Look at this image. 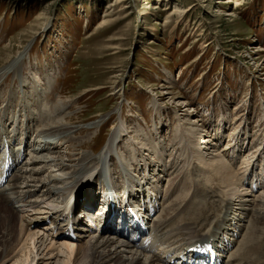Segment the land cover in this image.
I'll use <instances>...</instances> for the list:
<instances>
[{
  "label": "rangeland",
  "instance_id": "1",
  "mask_svg": "<svg viewBox=\"0 0 264 264\" xmlns=\"http://www.w3.org/2000/svg\"><path fill=\"white\" fill-rule=\"evenodd\" d=\"M0 75V117L9 132L18 129L15 147L27 138L33 146L35 131L46 125L37 122L42 114L61 120L69 115L64 122L71 120L72 137H92L88 148L77 151L95 158L97 171L103 165L98 177L96 171L78 177L95 179V188L107 182L121 196L128 186L135 192L141 187L144 196L157 195L162 220L190 201L198 181L220 201L208 217L222 215L224 201L235 209L240 199L249 200L250 209L264 206V0H0ZM36 92L39 108L33 104ZM24 96L30 97L27 107L36 115L30 117L29 135L19 131L30 115ZM4 110L10 115L2 116ZM32 151L25 148L28 162L35 157ZM55 151L53 158H74L69 145ZM217 159L236 172L232 186L218 184L221 178L202 165ZM76 164L68 162V168ZM68 168L46 166L41 177L55 171L70 177ZM251 178L259 179L256 191L248 184ZM49 189L41 188L35 199L41 201ZM53 199L54 214L65 195ZM202 199L205 203L203 196L196 201ZM42 207L20 214L18 232L0 229V264H29L34 245L28 243L29 256L30 249L18 243L26 238V223L35 218L39 222L27 233L46 234L45 219L55 215ZM183 217L176 223L183 225ZM77 233L85 247L97 232ZM183 238L158 243L156 255L183 247ZM50 240L52 250L60 246ZM47 254L35 264H46Z\"/></svg>",
  "mask_w": 264,
  "mask_h": 264
},
{
  "label": "bare ground",
  "instance_id": "2",
  "mask_svg": "<svg viewBox=\"0 0 264 264\" xmlns=\"http://www.w3.org/2000/svg\"><path fill=\"white\" fill-rule=\"evenodd\" d=\"M14 65H16L15 62ZM6 68L10 69L11 66L9 65ZM37 92H36L37 94L36 98L38 97V99H36L35 97H34L35 99L31 98L32 102L33 99L35 101L33 103L35 108H39L40 106L39 94H38L39 92L38 93ZM16 95L17 94L15 93L10 95L7 102L9 106L12 105L14 101V97H16ZM29 99L30 97L26 98L25 96L22 99L25 109L26 110L28 109V112L30 113V115L28 116L29 117L28 124H26V128L22 130H20L19 128V131H23V132L26 131L28 135L32 134V130L30 128V122H31L30 117L32 118L36 116L35 113H33L32 110H30L27 107V104H29L28 103ZM8 115L10 114H7V112H5L4 110V114L2 116H8ZM68 116L69 115L65 116L61 120L59 119L58 116L51 117L49 116V114H42L41 117L42 121L37 120L38 124L45 123L46 125L44 124L45 127L43 129L37 131L34 130L35 140L33 146L28 138L26 139L28 141H26V145L24 147V149L27 148V146L29 148L31 147V149L34 150L35 157L33 158L32 162H28L27 160L25 161V159L23 158V162L21 166L18 167V169L13 173L8 184L3 189H0V227H1L0 229L4 232L8 231V233L10 234L12 232H15V230L16 232H18V228H20L19 219L20 220L22 219L20 217V214L24 213L25 210L22 208V204H19L20 212H18L17 210L19 209L15 207L14 210H11L9 207L13 205V198L17 203H24L25 206H28L31 209L38 207L39 205H45V207H42V209H45L46 212L48 210V215H49L50 213H52V211H54L52 208L53 204L50 201L52 200L53 202L54 200L53 198L60 196V194L65 195V199L68 198L74 199L75 197L81 198L80 196H82L85 197V200L83 202H77L79 206L78 213L80 217L84 219V220L80 219V222H82V227H87L86 222H88V218L95 219L96 213L99 212L104 216L103 225H102L103 232L100 233L99 235L98 232L91 235L92 240L88 243V246L84 247L83 245H79V242H81V240H77L76 242L72 243L70 242L71 240H68V238H66L64 232L56 233L55 231H53V227L58 225V222L61 221V217H62V215L61 214L59 215L57 212L54 214L52 213L53 215H55L54 217L53 216L47 217L50 222H48V220L45 219L47 223L46 224L47 226L45 228H47L48 230L45 231L44 233L48 234L49 236L46 234L40 235V233L28 234L27 230L29 231L30 227L33 228V224L35 225V222H39L38 219L35 218L33 222L31 221L30 223H26L27 225V229L25 231L26 240L22 239V241L18 243V246L24 244L27 247V251L30 249L29 244L30 247L34 245L32 249H34L36 252H34L33 258L30 260V262H28L29 264H35L36 258L39 256H46L45 251L48 252L47 255H50L49 256L50 258L48 259L49 263L46 262V260L42 262L46 264H170L172 258L169 259V262H166L162 257H158L157 255H152L151 251H148L147 249H142V247H137L135 244L127 243V241H125L122 237L118 236L117 234L116 236L113 235V232L115 231L114 227H118V226L121 227L123 226L124 229L125 227L128 226L133 234L138 230H136L135 228L136 225L129 223L127 213L123 211V209L120 206L121 204L117 200L116 203L114 202L115 203L114 207L110 206L111 201L110 199H108L109 197L106 195H104L103 197L102 191H100L97 188V186L95 188V181H94L95 179L92 182H90L91 181L90 179L88 180L84 179L82 181L83 177L78 178L83 171H86L88 176L94 175L96 172H98L97 177L99 175H102L101 170L103 168V165L100 167L99 171H97L99 167V163H96L95 158L90 157L85 152L79 153L77 151L79 150V148H88L89 144L91 143L90 140L92 139V137L89 136H85L84 138H75L76 136L72 137L75 128L72 126L73 124L71 123V120H66L64 122V120ZM6 126L7 125L5 124L4 118L0 117V146L9 145V148L12 151L11 152L12 158L20 160L26 154L25 150L24 152L23 150L21 151V149L23 148L21 147L23 140L22 139L20 140V144H17L18 148L16 149L15 148L16 145H14V142L15 140H17V136L20 135L19 132H17L18 129H14L12 131L10 130L9 132ZM99 131H101V129ZM208 142L210 141L208 140ZM64 145L67 146L69 145V149L74 152L72 154V157L74 158L66 159L65 157L60 155L58 157L53 158L52 155L57 154L55 150L60 149ZM202 148L206 149L207 147L203 146ZM108 150L109 148L107 149V151ZM198 155L202 157L203 154H198ZM200 156H197V158H199L198 160H200ZM72 161H76V162L79 161V164H76L73 167L68 168V162H72ZM52 162H54L53 165ZM40 164H44V166L37 168V166ZM202 165H204L207 171L212 170L214 174L216 173V175L219 178H221L220 179L221 181L219 180L218 184L219 183L221 185L229 184V186H232L230 184H233L234 178L237 180L235 175L236 172L233 173L230 169L231 164L229 165L227 162H224L223 159H217L215 162H211L210 164H206L204 162ZM46 166H48L49 169L52 170L53 168L58 169V171L64 170L67 167L68 169L72 170L71 176L69 177L66 174H62L61 172H60L61 175H59L54 170L55 172L49 174L46 178H42L41 177L42 174L45 173V171H47ZM238 171L239 170H237V172ZM210 172L211 171H209L208 173L210 174ZM69 180L74 181L76 185L73 187H70L71 185L68 186L67 181ZM81 181L83 182L82 184H80ZM89 182L90 184H88ZM39 183H42V185L41 184L39 185ZM47 186L50 187V189L48 192L44 194L41 193L43 194L42 200L39 201L38 198L36 200L35 196L37 192H39L41 188L43 189L44 187ZM91 189L93 191H90ZM139 189H137V192H139ZM174 191L175 189L172 191V194L174 193ZM8 192H10L13 195L12 198L7 196ZM129 192H130L129 193L130 198L134 200L137 199L139 193H135L134 188L129 190ZM201 196L205 198L206 200L205 203H203V199L201 203L196 201L197 198ZM215 198L216 197L214 196L212 191L210 192L206 186H202V184H200L199 181L196 182L191 199L188 203L184 205L183 208H179V206L177 205L175 208H173V210L176 211V214L174 216L172 214L171 215L168 214L167 215L168 218L166 217V219L164 220L159 218L157 219V221H153L151 223L150 227L156 232V234L158 233V235H156L155 237L160 238L161 240H165V242L166 241L169 242V240L171 241L172 238L174 237H182V238L184 236L188 237L182 239V241L184 242L183 247L175 249V252L172 254V255H178L179 252H182L180 255H184L187 249L198 245H203L210 242L215 243L222 240L225 242L226 239L225 236L227 237L230 236L232 232L234 234L232 235L231 239H233L234 242H237L234 236L235 233L238 232L239 234V232L241 233L247 230V233L246 235H244V239L242 243L241 244L239 243L240 246L238 248L237 253L232 255V260L228 264H264V206L262 207L258 205V207L254 209H250L249 200L240 199L239 206L236 207L235 209V207L231 208L229 206V201H224L225 208L223 215H214V217L211 218L207 216L208 211L209 210H212L213 212L217 211L219 205L218 203L220 202V201H216ZM138 201L139 200H137V202ZM91 205L94 206L95 209L89 210L88 207H91ZM66 206H67V202L65 208ZM198 206H201V208L198 209L197 208ZM147 211H148L147 208H145L146 213ZM167 213L168 212H166V214ZM183 215H185V218L183 217L184 224L183 225H181L180 223L177 224L176 221L180 216ZM231 216L233 217L231 218ZM12 217H16L17 221H13ZM162 218L165 217L163 216ZM248 219H250V223H251V226L249 228L248 226L245 225V223H247L246 220ZM99 220L100 219H98V221ZM83 221H85V223ZM210 222L212 223L209 224ZM36 224L37 226H40V224L38 223ZM207 224L210 225L208 230L206 227ZM22 228L24 229V227H22L21 225V231L23 230ZM86 229L88 228H85V231ZM30 230L33 229L30 228ZM165 230H167V232H165ZM89 232L90 231H88V233ZM109 233H111L110 236L107 235ZM34 236L36 238H34ZM49 237L53 242H58V245L60 244V246L57 249L52 250L50 248V244L47 245V243L50 240ZM22 249H24V246H22L21 250ZM171 252H172L171 250H166L163 252V255L169 254ZM32 253L33 252L30 249L29 256L32 255Z\"/></svg>",
  "mask_w": 264,
  "mask_h": 264
}]
</instances>
